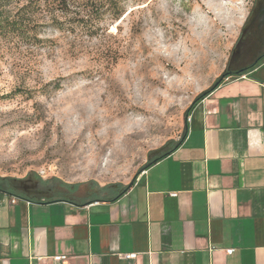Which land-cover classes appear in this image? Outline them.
Returning <instances> with one entry per match:
<instances>
[{
	"label": "rangeland",
	"instance_id": "1",
	"mask_svg": "<svg viewBox=\"0 0 264 264\" xmlns=\"http://www.w3.org/2000/svg\"><path fill=\"white\" fill-rule=\"evenodd\" d=\"M98 1L107 7L96 34L48 28L42 46L0 57V176L17 180L16 192L29 178L50 195L79 184L80 198L91 182L117 190L130 183L181 138L186 109L233 67L239 39L264 6L118 0L122 14L112 19L109 1Z\"/></svg>",
	"mask_w": 264,
	"mask_h": 264
},
{
	"label": "crops",
	"instance_id": "2",
	"mask_svg": "<svg viewBox=\"0 0 264 264\" xmlns=\"http://www.w3.org/2000/svg\"><path fill=\"white\" fill-rule=\"evenodd\" d=\"M184 126L116 200L0 191V264H264V59L226 77Z\"/></svg>",
	"mask_w": 264,
	"mask_h": 264
},
{
	"label": "trees",
	"instance_id": "3",
	"mask_svg": "<svg viewBox=\"0 0 264 264\" xmlns=\"http://www.w3.org/2000/svg\"><path fill=\"white\" fill-rule=\"evenodd\" d=\"M107 1L110 3L109 9L116 11L114 14L112 13V19H118L122 14V11L117 6L118 0ZM106 7V2L103 3L98 0H0V57L9 51L21 49V47L30 49L42 46L48 41V38L42 37L48 28L74 31L75 26H80L87 29V32L91 35H94L101 29L95 25V19L104 13L102 8ZM257 64L243 71H224L211 87L197 95L186 109L185 114L194 104L219 86L226 77L242 75ZM185 132L184 126L181 138L149 159L140 168L139 173L173 152L184 139ZM132 181L127 185L120 186L118 190L114 188V185L100 186L96 182H91L88 185L86 184V195L103 201L116 200L130 188ZM16 182L17 180L13 178L0 176V191L24 196L15 191ZM64 187L67 192L59 195V197L80 198L77 196L81 192L79 184H65ZM93 191L96 194H93L95 193ZM101 192L104 194H101Z\"/></svg>",
	"mask_w": 264,
	"mask_h": 264
},
{
	"label": "flooded vegetation",
	"instance_id": "4",
	"mask_svg": "<svg viewBox=\"0 0 264 264\" xmlns=\"http://www.w3.org/2000/svg\"><path fill=\"white\" fill-rule=\"evenodd\" d=\"M258 4V12L253 15V21L248 24L250 31L239 39L237 49L232 55L230 71H243L257 64L264 58V6ZM246 23V22H245ZM39 179H27L18 187L22 195L35 199H50L54 196L50 189H43Z\"/></svg>",
	"mask_w": 264,
	"mask_h": 264
},
{
	"label": "built area",
	"instance_id": "5",
	"mask_svg": "<svg viewBox=\"0 0 264 264\" xmlns=\"http://www.w3.org/2000/svg\"><path fill=\"white\" fill-rule=\"evenodd\" d=\"M171 195L175 196L176 193H171ZM11 202H15V199H12ZM226 252H227V253H231V252H232V249H228V250H226ZM123 257H124L125 259H133V258L136 257V253H125V254H123ZM65 258H66L65 255H55V256L53 257V259L56 260V261H60V260H63V259H65Z\"/></svg>",
	"mask_w": 264,
	"mask_h": 264
}]
</instances>
